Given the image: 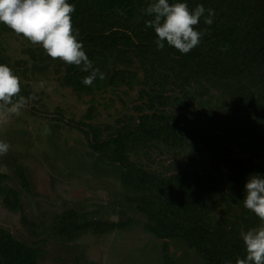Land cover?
Instances as JSON below:
<instances>
[{"label": "rangeland", "instance_id": "rangeland-1", "mask_svg": "<svg viewBox=\"0 0 264 264\" xmlns=\"http://www.w3.org/2000/svg\"><path fill=\"white\" fill-rule=\"evenodd\" d=\"M149 1L143 4L147 7ZM117 21L116 33L131 36L133 26ZM183 55L172 54L176 61ZM87 56L104 73L91 86L81 83L89 74L82 66L53 60L40 44L0 24V64L19 77V94L26 100L16 113L0 107V141L10 145L0 155V230L42 251L41 264H205L184 242L158 238L148 230L140 195L126 181L113 151L97 153L90 141L135 129L144 115L164 116L184 128L187 140L141 145L129 154L130 161L165 178L212 173L221 194L229 185L228 160L254 162L264 169L262 144L256 149L240 144L264 141V90L249 89L246 81L216 87L199 78H175L169 75L175 62L157 66L154 55L122 44ZM217 133H227L219 147L201 141ZM216 153L225 161L221 168ZM217 199L207 216L216 224L233 221L237 213L215 204ZM6 201L17 209L10 210ZM67 213L74 215L76 225L101 222L122 228L90 230L69 240L57 227Z\"/></svg>", "mask_w": 264, "mask_h": 264}, {"label": "trees", "instance_id": "trees-1", "mask_svg": "<svg viewBox=\"0 0 264 264\" xmlns=\"http://www.w3.org/2000/svg\"><path fill=\"white\" fill-rule=\"evenodd\" d=\"M72 2L75 5V11L70 14L72 26L79 33L78 39L83 46L86 45V55L95 57L103 51L118 49L122 44L144 56L154 55L158 60H154L157 66L158 63L162 66L163 63L175 62L169 66V75L175 78H199L216 87L246 81L249 83L247 88L264 90V0H186L190 10L203 4L206 9H214L215 15L211 26L206 25L201 17L194 26L204 31L200 43L177 61L172 56L178 51L174 47L165 44L163 49H157L155 32L145 24L151 17L145 13L144 0ZM175 2L177 0H170V3ZM117 20L133 26L131 36L116 33ZM114 80L115 77L112 82ZM83 131L88 134L86 129ZM184 131L178 122H170L164 116L144 115L135 129L120 132L105 141L91 139L90 147L100 154L113 151L114 161L124 169L126 181L140 195L139 201L142 212L147 216L150 232L158 238L184 242L199 253L205 264H225V261L235 264L237 257L245 255L240 232L261 223L254 213L244 208L242 202L246 179L254 173L264 175L261 165L228 160L229 185L220 194L217 192L220 182L215 181L212 173L203 176L191 172L165 178L143 170L129 159V154L141 145L154 142L170 145L173 141H186L188 137ZM225 139L227 133H217L202 137L201 141L216 147L221 144L220 140ZM259 143L264 153V141H240L247 149H256ZM222 151L226 150L222 147ZM216 156L220 167L225 161L222 155L216 153ZM216 196L215 204H224L227 212L237 213L233 221L227 219L216 224L212 217L207 216V209ZM8 208L17 209L9 203ZM239 208L242 209L240 215ZM73 216L67 213L60 217L57 226L59 235L69 240L90 230L105 233L122 228L101 222L76 225ZM42 254V251L0 230V264H41Z\"/></svg>", "mask_w": 264, "mask_h": 264}, {"label": "clouds", "instance_id": "clouds-1", "mask_svg": "<svg viewBox=\"0 0 264 264\" xmlns=\"http://www.w3.org/2000/svg\"><path fill=\"white\" fill-rule=\"evenodd\" d=\"M74 11L75 5L68 0H0V24L30 43L40 44L53 60L82 66V70L89 74L81 83L91 86L97 78L104 79V73L93 67L83 42L78 39L79 33L73 29L70 14ZM145 13L151 17L145 24L155 32L157 49H163L167 44L181 54L189 53L200 43L204 31L194 26L201 17L206 25L211 26L215 15L214 9H206L203 4L190 10L186 0L175 3L152 0ZM20 91L19 77L7 65L0 64V107L16 113L18 106L26 102L25 97L19 95ZM9 147L8 143L0 141V155L6 154ZM242 202L244 208L254 213L261 223L240 232L245 255L237 257L235 264H264V175L254 173L246 179ZM225 264L232 262L225 261Z\"/></svg>", "mask_w": 264, "mask_h": 264}]
</instances>
